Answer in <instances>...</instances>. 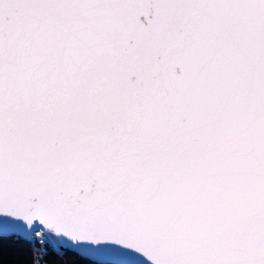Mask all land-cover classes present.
I'll use <instances>...</instances> for the list:
<instances>
[{"label": "snow or ice", "instance_id": "6c2138e0", "mask_svg": "<svg viewBox=\"0 0 264 264\" xmlns=\"http://www.w3.org/2000/svg\"><path fill=\"white\" fill-rule=\"evenodd\" d=\"M10 238L32 264H264V0H0Z\"/></svg>", "mask_w": 264, "mask_h": 264}, {"label": "trees", "instance_id": "16d2710c", "mask_svg": "<svg viewBox=\"0 0 264 264\" xmlns=\"http://www.w3.org/2000/svg\"><path fill=\"white\" fill-rule=\"evenodd\" d=\"M32 259L29 245L25 241L17 238L7 241L0 239V264H32ZM54 264L59 262L54 259Z\"/></svg>", "mask_w": 264, "mask_h": 264}]
</instances>
